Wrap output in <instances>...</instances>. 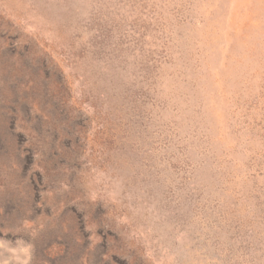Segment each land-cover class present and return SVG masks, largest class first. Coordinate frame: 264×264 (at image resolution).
I'll list each match as a JSON object with an SVG mask.
<instances>
[{
    "label": "rangeland",
    "instance_id": "374dc122",
    "mask_svg": "<svg viewBox=\"0 0 264 264\" xmlns=\"http://www.w3.org/2000/svg\"><path fill=\"white\" fill-rule=\"evenodd\" d=\"M0 264H264V0H0Z\"/></svg>",
    "mask_w": 264,
    "mask_h": 264
}]
</instances>
